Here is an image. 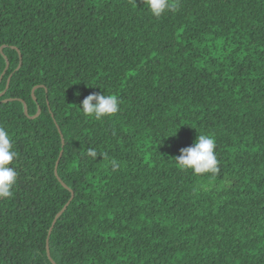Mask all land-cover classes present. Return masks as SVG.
I'll list each match as a JSON object with an SVG mask.
<instances>
[{"label":"trees","instance_id":"obj_1","mask_svg":"<svg viewBox=\"0 0 264 264\" xmlns=\"http://www.w3.org/2000/svg\"><path fill=\"white\" fill-rule=\"evenodd\" d=\"M170 3L0 0V127L19 153L0 264H264V0ZM104 92L119 113L86 117ZM199 134L215 176L174 160Z\"/></svg>","mask_w":264,"mask_h":264},{"label":"clouds","instance_id":"obj_2","mask_svg":"<svg viewBox=\"0 0 264 264\" xmlns=\"http://www.w3.org/2000/svg\"><path fill=\"white\" fill-rule=\"evenodd\" d=\"M144 3L156 18H160L172 8L170 0H144ZM120 105L121 101L114 94L93 93L82 101L80 109L86 117L102 120L117 115ZM87 155L95 158L98 153L95 149L89 148ZM18 156L19 153L14 148L11 136L5 128L0 127V199L13 196V189L18 179L14 161L18 159ZM174 160L178 168L191 170L195 175L211 174L215 176L220 171L216 154V140L211 135L199 134L194 144L181 149L180 155ZM112 163L117 166L116 161H112Z\"/></svg>","mask_w":264,"mask_h":264},{"label":"water","instance_id":"obj_3","mask_svg":"<svg viewBox=\"0 0 264 264\" xmlns=\"http://www.w3.org/2000/svg\"><path fill=\"white\" fill-rule=\"evenodd\" d=\"M22 65H23V57L22 56H20V65H19V67H18V69L16 70V71H19L20 69H21V67H22ZM4 75H5V73H4ZM2 78H3V76L1 77V80H2ZM11 80H12V76L9 78V80H8V84H7V88H6V90L2 93V94H0V98L1 97H3L6 93H7V91L9 90V88H10V84H11ZM40 87H36L34 90H33V96H34V94H35V92L39 89ZM25 114H26V116L27 117H29V111H28V108H27V106H25ZM40 114H41V109L39 108L38 109V113H37V115L35 116V117H32V119H36V118H38L39 116H40ZM59 128V127H58ZM60 134L62 135V132L60 131ZM62 138H63V135H62ZM64 144H65V140L63 139V147H64ZM63 153L64 152H62L61 153V155H60V158L63 156ZM59 163H60V159H59V161H58V163H57V167H56V176L58 177V179H59V175H58V168H59ZM60 180V179H59ZM61 181V180H60ZM64 185V184H63ZM65 186V185H64ZM66 187V186H65ZM69 205H70V203L69 204H67V206L57 215V217H56V219L54 220V223H53V226H52V228H51V230H50V233H49V237L51 236V234H52V232H53V230H54V228H55V226H56V224H57V221L63 216V214L66 212V210H67V208L69 207ZM48 256H49V258L52 260V258H51V253H50V248H49V244H48Z\"/></svg>","mask_w":264,"mask_h":264}]
</instances>
